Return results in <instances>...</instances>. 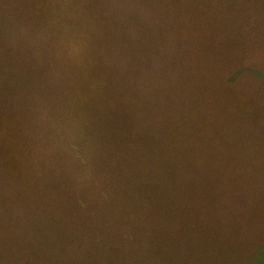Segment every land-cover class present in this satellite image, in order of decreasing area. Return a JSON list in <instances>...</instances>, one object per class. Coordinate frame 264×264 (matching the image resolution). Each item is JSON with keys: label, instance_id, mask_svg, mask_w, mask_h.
<instances>
[{"label": "rangeland", "instance_id": "1", "mask_svg": "<svg viewBox=\"0 0 264 264\" xmlns=\"http://www.w3.org/2000/svg\"><path fill=\"white\" fill-rule=\"evenodd\" d=\"M35 1L4 8L0 102L25 91L66 103L67 85L57 89L61 75L76 72L79 84L91 75L85 59L69 50L55 63L50 45L21 47L25 37L9 30L20 21L38 25ZM140 9L130 10L137 25L151 39L161 33L165 55L177 51L185 60L184 76L172 88L157 81L160 99L150 103L166 116L173 101L177 129L162 143L150 142L148 134L135 138L138 149L130 153L122 144L130 114L120 109L119 121L111 110L122 93L97 89L105 96L101 118L87 117L77 134L61 133L57 148L38 142L51 156L45 175L40 162L17 163L1 151L0 264H182L177 261L193 244L205 247L210 264H264V0H153ZM10 18L14 25L7 28ZM34 29L31 39L42 33ZM131 50L137 58L136 47ZM76 135L78 142L91 141L81 148L92 153L86 164L73 163L84 178L62 149ZM164 165L174 170L173 182L157 169ZM181 219L197 227H180Z\"/></svg>", "mask_w": 264, "mask_h": 264}, {"label": "trees", "instance_id": "2", "mask_svg": "<svg viewBox=\"0 0 264 264\" xmlns=\"http://www.w3.org/2000/svg\"><path fill=\"white\" fill-rule=\"evenodd\" d=\"M15 1L0 0V25L4 8L14 9ZM92 1L96 3L94 6H87L84 0H36L35 4L40 8L38 9L39 15H37L38 25L29 27L31 26L29 23L24 24L25 21H20L23 25L13 26L9 30L11 33L16 32L25 37L20 42L22 43L21 47L33 44L31 49L43 50L44 46L50 45L52 53L49 60L55 59L57 61L55 63L63 61L68 55L67 50H69L70 55H79L81 59H85V63L91 71V75L89 74L81 84L75 81L76 72L68 71L61 75L57 89L63 84L67 85L69 90L65 96L66 103L57 100L58 104H55L47 96L43 98L37 92L35 93L37 96L33 98L21 90L16 94H10L14 97L13 101L0 102V152L6 150L4 158L9 157V160H14L17 163L40 162L44 165L41 169L43 175L47 173L52 162L49 151H42L43 144L38 142L46 140V146L51 149L57 148L56 144L63 140L61 133L74 132L77 134L78 131H81V124L89 117L101 118L100 114L103 113L101 106L105 105V96L102 95L104 98L100 97L97 89L122 93L113 97L111 110L116 109L115 115L112 117L116 119L119 117V121L124 116L120 109L126 108V112L130 114L132 125L125 132L122 142L128 146L126 149H130V153L138 149V144L134 143L135 138L141 141L145 134H148L147 139L150 142L162 143L165 140V134H172L171 130L177 129V115L173 121L171 119L173 101L167 104L166 116L157 110L150 109V103L155 99H160L156 91L157 81L172 88L176 79L184 76L180 71H182L181 68H183L185 60L181 59L179 53L176 54L177 51L165 55V44L161 33L157 39H151L144 26H138L134 21L133 18L136 15L130 14V10H139L140 7L153 0H138L136 6L130 0ZM25 16L23 12L19 13L20 18L24 19ZM12 23H14V19L13 22L11 18L8 19L6 27L14 25ZM32 29L42 33L31 39L28 33ZM141 30L144 35H140ZM132 47H136L138 50V59L133 55L135 53L131 50ZM54 49L57 51L53 52ZM186 66H190V63L186 62ZM164 68L167 69L168 77L164 75ZM0 79L4 81L2 69H0ZM147 83L149 86H145ZM46 90H51V88L47 89L46 87ZM169 97H173V95H169L165 100H168ZM20 98L22 102L17 103ZM144 98L147 100V106ZM39 101L41 103L36 105ZM38 122L41 124L39 125ZM6 124H9V127H6ZM30 126L32 128L28 130ZM10 136L16 138L13 139ZM77 137L79 136L76 135L75 139L66 142L65 148L62 149L68 156L71 168L79 172L80 178H84L82 168L73 163L86 164V160H89V155L92 153L88 151L87 147L84 152L81 151V148L90 145L91 141L78 142ZM35 145L38 147L34 148ZM34 149H39L42 152ZM42 156L44 157L40 158ZM157 169L165 174L166 180L173 182L176 178L174 170L169 165H164L162 168L157 167ZM24 171H26L25 168ZM38 173L39 170L36 169L34 175L37 176ZM74 176L79 177L78 174H74ZM205 196H208V192ZM177 219L172 220L176 221ZM187 220L189 219H181L178 222L180 227H185L188 230L197 227V224L192 228L188 227ZM177 228L179 227L177 226ZM214 257H219V250L215 252ZM178 262L182 264H210L205 247H198L194 244Z\"/></svg>", "mask_w": 264, "mask_h": 264}]
</instances>
